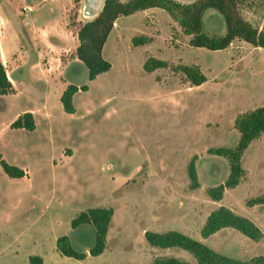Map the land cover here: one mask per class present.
Returning <instances> with one entry per match:
<instances>
[{
	"label": "rangeland",
	"instance_id": "374dc122",
	"mask_svg": "<svg viewBox=\"0 0 264 264\" xmlns=\"http://www.w3.org/2000/svg\"><path fill=\"white\" fill-rule=\"evenodd\" d=\"M4 2L0 0V47L9 46L20 34L25 45L34 39L39 50L50 52L49 42L54 44L58 36L63 53H53L68 64L65 79L79 87L87 85L88 90L75 94V113H66L54 97L48 102L50 120L38 116L33 131L11 128L14 114L42 102L48 90L38 81L33 100L29 89L34 82L27 73L33 64L28 61L19 71L6 61L19 89L26 92L0 95V154L7 163L25 169L26 176L9 177L0 165V264H29L30 255L57 252L56 239L62 235L70 237L77 251L90 250L96 239L94 227L71 226L90 208L115 211L107 248L84 260L57 252L62 258L57 264H149L162 256L199 264L180 248L152 247L143 229L180 231L241 261L264 256V239L252 241L233 228L201 237L207 216L219 206L251 219L264 232V205H246L264 193V134L242 158L246 174L239 185L227 189L222 201L211 200L206 192L224 183L230 173L228 161L209 154V149L236 146L240 137L234 128L236 117L264 107V49L246 43L218 51L194 48L179 27L169 30L172 18L158 9L162 35L152 53L169 66L146 72L143 50L126 36L118 46L108 42L104 56L112 68L90 81L86 66L76 58V33L100 13L104 0H58L57 8L29 0L35 11L23 16L21 5L10 13V21L3 17ZM83 6L87 17L79 11ZM243 15L264 28V3L245 7ZM33 18L53 27L29 30V36L7 31L11 21L28 29ZM203 26L210 36L226 33L223 15L213 9L205 12ZM39 60L45 65L46 57L35 61ZM180 64L199 65L207 81L192 87L173 71L172 66ZM194 156L201 184L196 190L190 188L187 174Z\"/></svg>",
	"mask_w": 264,
	"mask_h": 264
},
{
	"label": "trees",
	"instance_id": "16d2710c",
	"mask_svg": "<svg viewBox=\"0 0 264 264\" xmlns=\"http://www.w3.org/2000/svg\"><path fill=\"white\" fill-rule=\"evenodd\" d=\"M255 3H264V0H196L184 4L176 0H104L102 10L92 20L82 24L77 31L79 44L76 48V57L88 70L90 81L108 72L112 64L104 57L103 49L118 18L132 15L138 11L151 8L165 10L178 25L182 33L189 37V45L194 48H205L211 51L225 50L235 41L244 42L256 48L264 49V28L260 29L243 15V9ZM208 9L221 13L225 19L226 33L222 36H210L205 33L203 16ZM152 42L151 37L145 35L132 39L134 46H141ZM169 66L167 61L149 57L144 63V70L148 73ZM174 72L181 73L191 86H200L207 81L199 65L180 64L172 66ZM87 91L88 86L78 88L69 85L61 96V103L66 113H75L73 98L79 91ZM14 93L3 63L0 61V95ZM35 120L32 113L27 112L18 117L11 128L35 129ZM234 128L240 137L234 147L210 148L208 153L225 158L230 167L226 181L207 189V195L213 201H221L227 189L237 187L245 177L246 171L242 165V158L251 143L264 134V107H258L239 114L234 121ZM198 157L194 156L187 166L190 179V188L198 189L201 184L197 172ZM0 165L3 171L12 178L25 176L24 170L7 163L0 155ZM246 205L253 207L264 205V193L251 198ZM114 216L113 208H90L80 213L71 222L72 228L83 224H90L96 232L94 246L89 254L93 257L101 255L107 244V235ZM224 228H233L252 241L260 242L264 239V232L251 219L242 216L226 206H220L211 211L201 229V237L207 239ZM145 239L152 247L163 249L177 247L194 255L199 264H264V256H257L248 261L230 258L211 249L203 242L196 240L180 231L168 232L146 231ZM56 248L65 257L77 260L87 258V253L77 251L68 236H60L56 241ZM29 264H44L43 258L38 255L29 257ZM149 264H190L175 257H156Z\"/></svg>",
	"mask_w": 264,
	"mask_h": 264
},
{
	"label": "crops",
	"instance_id": "0c3cea01",
	"mask_svg": "<svg viewBox=\"0 0 264 264\" xmlns=\"http://www.w3.org/2000/svg\"><path fill=\"white\" fill-rule=\"evenodd\" d=\"M28 1L29 0H18V2L15 3L14 0H5L4 8H3V5H1L3 17H5V19H8L10 16V13L13 11V9L14 8L19 9V6H21V5H22V11L19 12L21 15L24 16V15H28L29 13H33L35 11V7L32 5H29ZM46 1H48V0H42V2L48 3L47 8H51L53 6L57 8L60 6V2H58V0L57 1L52 0L51 2H46ZM123 1H127V0H123ZM176 1H179V2L184 3V4H189V3L195 2L196 0H176ZM23 5L31 7L32 11L24 12V10H23L24 6ZM158 9L159 8H151V9H147V10H143V11H138L132 15H129V16H124V17L118 18L117 21L115 22V25H114V28H113L111 34L109 35V37L107 39L106 44L104 46L103 55H104L106 45L108 44V42L110 40H112V42L114 43L115 46H118V44L121 43L126 36H128L132 42V39L134 37L145 35L147 37H151L152 42L145 44V45H141V46H135V47L143 50V58L145 61L149 57H154V58L159 59L158 56H156V55H154V53H152V47L155 46V44L157 43V41L160 39V37L162 35V30L158 25V16L160 15V12H158ZM79 11L83 12L84 6L82 7V10H79ZM169 24H170L169 30L171 27H176L178 29V25L173 20H172V22H169ZM29 26L30 27L28 29L24 28L23 26L20 29V28H17L14 25V23L11 21V24H9V26H8L9 30H7V31L14 30V32H15L17 30V31L22 32V33H26V34L28 33L27 35L29 36L30 35L29 30L30 31L31 30L48 31L51 29L50 27H53L52 23H46L45 24L44 20L41 22H38V21L35 22L34 18L31 19V23H29ZM137 26H143L145 28V30H143V31L134 30ZM132 32H135L139 35H132L131 34ZM53 35H55V34H53ZM76 35H77V33H76ZM55 37L57 39L54 38L53 40L56 44L49 42V47L51 48L50 52L46 49L39 50L37 48L38 46H40V45H38V43H40V42H38L37 43L38 46H36V40L33 39V38H35L34 35L32 38L33 40H31V42H29V41L27 42L28 45H25V42L21 39L20 34L17 35V39H15V41L12 44H9V46H7V44H5V43L1 44L0 61L5 66L6 71H7V75H8V77H9V79L12 82L13 87H14V93L9 94V95H17V94L23 93V92L25 93L26 90L19 89L18 81L16 79H14L13 75H12L13 69H11V70L8 69L7 62H9L11 67L13 66V68L18 69L19 71L24 70V69H22V66L28 61H30L33 64L31 66V68H29V70H27V71H29V72H27L28 77H30L31 81L34 82L33 83L34 85L32 84L33 86L31 85V88L29 89V94L32 96L33 100L37 99L38 86H39L37 83L38 81H42L48 90L46 95L43 97L42 102L37 100V102L32 104V106L15 113L13 118L8 123L10 125V127H11L12 123L14 121H16V119H18V117H20L21 115H23L24 113H27V112L32 113L34 120H35V125H37V117L38 116H41L45 121L50 120L51 119V113H50V106L48 105V102L54 97H56L60 100L61 96L63 95L65 90L68 88V86L74 85V84L69 83L65 79V75H66V72L68 70V64L64 65V59L61 57L57 59L56 58L57 55H55L53 53V51H55V53H58V52L63 53V49H64L62 47V45H63V43L61 42L62 40L60 38H58V36H55ZM187 38H188V43H189V37L187 36ZM58 39H60V40H58ZM239 43H244V42L235 41L227 49H231L234 47L235 44H239ZM158 50L161 51L160 49H158ZM37 55H39V56H37ZM37 57H40V59H41V57H46L45 65L42 66L41 60L35 61V60H37ZM52 59H54V60H52ZM164 61H166V60H164ZM168 63H170V62H168ZM186 65H190V64H186ZM38 71H39V73H38ZM77 87L80 88L81 86L80 87L77 86ZM79 91H82V90H79ZM35 129H36V127H35ZM1 157H2V155H1ZM21 169L24 170L25 176H26V170L23 168H21ZM21 178H23V177H21ZM114 214H115V211H114ZM113 218H114V216H113ZM112 221H113V219H112ZM112 221H111L109 231H108V235H107L106 248L108 245V241L110 239ZM205 222H206V220H205ZM205 222H204V224H205ZM83 225H90V224H83ZM80 226H82V225H80ZM146 231H148V230L143 229V231H142V234H144V236H145ZM62 236H67V235H62ZM56 241H57V239H56ZM71 243H72V241H71ZM72 246H73V244H72ZM89 251L90 250L87 249L86 252H84V253L88 254L87 258H89L91 256L89 254ZM57 252L60 253L58 250H57ZM57 252L54 250L53 252H51L47 255H38V256L43 258L44 264H57V261L62 259ZM30 256H33V255H30ZM29 257H28V263H29Z\"/></svg>",
	"mask_w": 264,
	"mask_h": 264
},
{
	"label": "built area",
	"instance_id": "2783aa9c",
	"mask_svg": "<svg viewBox=\"0 0 264 264\" xmlns=\"http://www.w3.org/2000/svg\"><path fill=\"white\" fill-rule=\"evenodd\" d=\"M23 10H24V12H30V11H32V8L29 7V6H24V7H23ZM86 13L89 14V11H87V10H86V7H84L83 14L85 15ZM85 17H87V16L85 15Z\"/></svg>",
	"mask_w": 264,
	"mask_h": 264
}]
</instances>
